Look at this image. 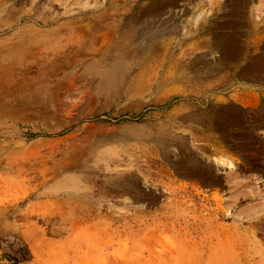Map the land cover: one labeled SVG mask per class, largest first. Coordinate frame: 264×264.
Segmentation results:
<instances>
[{
	"label": "rangeland",
	"instance_id": "374dc122",
	"mask_svg": "<svg viewBox=\"0 0 264 264\" xmlns=\"http://www.w3.org/2000/svg\"><path fill=\"white\" fill-rule=\"evenodd\" d=\"M263 43L264 0H0V264H264Z\"/></svg>",
	"mask_w": 264,
	"mask_h": 264
},
{
	"label": "crops",
	"instance_id": "0c3cea01",
	"mask_svg": "<svg viewBox=\"0 0 264 264\" xmlns=\"http://www.w3.org/2000/svg\"><path fill=\"white\" fill-rule=\"evenodd\" d=\"M216 18L214 19V21H224V17H218L215 16ZM253 31V30H252ZM251 32V31H250ZM225 39L222 41H217L218 43H215L214 41H206V40H202V41H196L194 44H192L191 46L193 47H200V46H205V47H212V46H218V47H226L231 49L230 53L228 51H224L225 53H229L231 57H238L241 54L240 60L237 62H234V64L230 67H225L224 70L225 72H229L230 74L228 75L230 78L233 79H238L240 77H242V75H240V72L242 71V69L245 66L244 63V57H246L247 55H252L254 53L257 52V48L259 47L260 43H262V41L260 39H249L248 37H244L241 39ZM262 46H264V43L261 44ZM217 50V49H215ZM222 50V49H221ZM215 52H220L221 51H215ZM223 52V53H224ZM259 54H261L262 56L264 55V50H261L260 52H258ZM216 54V53H215ZM221 56V55H220ZM208 58H212L213 55H208ZM222 57L223 54H222ZM255 74H252L254 79L259 78L260 80H264V64H261L260 66L257 65L255 67ZM252 75H248L252 78ZM264 82H261L260 84L263 85ZM257 85V84H255ZM254 85V86H255ZM262 96H260L261 99ZM243 100H244V104H246V106H255L258 98L257 97H253L250 94L248 95H244L243 96Z\"/></svg>",
	"mask_w": 264,
	"mask_h": 264
}]
</instances>
